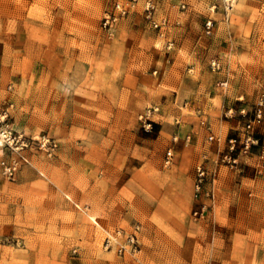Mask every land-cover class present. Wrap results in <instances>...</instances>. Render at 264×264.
Here are the masks:
<instances>
[{"label": "rangeland", "instance_id": "rangeland-1", "mask_svg": "<svg viewBox=\"0 0 264 264\" xmlns=\"http://www.w3.org/2000/svg\"><path fill=\"white\" fill-rule=\"evenodd\" d=\"M114 1L0 0V126L28 140L20 150L0 145V264H264L258 147L236 168L215 160L264 96V0H157L162 29L139 4L109 37L101 19ZM149 105L160 112L146 132L137 115ZM256 133L264 143V120ZM42 137L56 143L50 155ZM204 153L213 199L194 220L191 180ZM17 156L7 179L2 165ZM76 160L88 169H74ZM86 196L94 211L82 207ZM111 208L127 213L121 227L139 222L135 257L102 249Z\"/></svg>", "mask_w": 264, "mask_h": 264}, {"label": "built area", "instance_id": "built-area-1", "mask_svg": "<svg viewBox=\"0 0 264 264\" xmlns=\"http://www.w3.org/2000/svg\"><path fill=\"white\" fill-rule=\"evenodd\" d=\"M141 4V11L145 19L155 29H162L166 25V19H158L157 17V0H116L113 2L111 8L102 16L101 29L109 37H112L116 31L119 22L128 16L131 12L137 10L138 5ZM177 7L184 9L186 7L185 2L180 1ZM225 12L228 13L232 10L230 4L225 5ZM213 23L211 20L205 22V33L209 34L212 31ZM172 47V41H167L166 48ZM210 67L212 70L219 69L220 64L216 59L210 61ZM156 72V71H154ZM231 109L228 110L230 113ZM159 107L156 105L146 106L137 115V120L141 128L146 132H151L154 129L155 120L154 114L159 113ZM200 113V110H198ZM241 116H246L245 108L239 110ZM7 113H4L0 117V122L4 120ZM264 120V96L260 95L252 109L251 116L245 119L241 131L235 135L227 138L226 146L224 150L215 159L216 162L223 163L230 168H236L241 162L243 157L252 154V149L258 147L257 152V165L256 170L259 173H264V143L260 142L261 139L256 133V128L262 124ZM200 123L205 126L208 131V139L213 140L212 129L210 124L203 118ZM174 136L173 140H176ZM186 143L190 140V134L184 137ZM39 141V146L46 148L48 154H51V148L56 146L54 141L50 142L49 138L42 137ZM0 145L3 148H11L14 150H20L23 147L28 146V140L21 138V135H15L12 130L7 126H0ZM172 157V150L169 148L166 152V163H169ZM207 155L204 153L201 155L200 160L195 165V176L193 180V206L191 209V217L194 220L204 219L209 214L211 206V199H213V191L209 186V172L206 168ZM21 159L20 157H12L2 165V174L7 179H13L17 171L20 169ZM139 224H133L129 228L116 227L110 231H106L102 239V249L106 252L114 253L116 256H133L141 249L139 240ZM77 252V249H73V253Z\"/></svg>", "mask_w": 264, "mask_h": 264}, {"label": "crops", "instance_id": "crops-1", "mask_svg": "<svg viewBox=\"0 0 264 264\" xmlns=\"http://www.w3.org/2000/svg\"><path fill=\"white\" fill-rule=\"evenodd\" d=\"M162 132V129H160V131H159V133H161ZM161 136L159 135L158 136V138H160ZM185 145H188V144H185ZM72 167H74V169H76V170H78L79 172L80 171H82V170H84V169H88V167H86L85 166V164H83L80 160H76V161H72ZM23 183H17V185H22ZM94 185H95V183L92 181V180H89L88 181V183H85L84 184V192H86V193H90L92 190H93V188H94ZM213 188H214V185H213ZM46 189H47V191L49 192V190H50V186H49V183L47 184V186H46ZM69 190H70V192H72V195H73V199H75V200H77L76 202H75V204L76 205H79V201H80V199L81 198H83V193H82V191H80V186H77L75 183L72 185V184H70L69 185ZM192 192H193V178H192V180H191V209H192V206H193V198H192ZM84 198H86L85 200H88L89 201V203L90 204H86V203H84L83 205H82V207H84V206H86V208H88V210L87 211H94V207H93V201H90V198L89 197H84ZM119 200V199H118ZM122 199H120L119 201H121ZM112 201H114V200H112ZM116 201V200H115ZM117 205H121V206H123V203H120V202H118L117 201ZM106 209L108 210V207H107V205H106ZM190 209V210H191ZM83 212H85L84 210H82ZM45 213H46V211H44V210H42V213H41V215H45ZM96 214L97 215H100L101 213H98V212H96ZM75 215H76V213H75ZM73 216H74V212H73ZM107 216H108V220H109V222L112 224V228H109V229H107V230H105V231H110V230H112V229H114V228H116V227H121L119 224H120V221L122 220V219H127V213H122V212H119L118 210H115V209H113V208H111V210H109L108 212H107ZM134 224H139V222H135ZM129 226H131V225H129ZM191 234V232L190 231H188L187 232V234ZM73 240V239H72ZM140 251H141V249H140ZM139 251V252H140ZM107 253H110V252H107ZM251 257H247V258H244V260L246 261H251ZM102 262H104V261H102ZM216 263H212V264H222V263H220L218 260L217 261H215ZM123 263H125V264H131V263H129V262H127V261H123ZM101 264H103V263H101ZM138 264H145L144 262H142V263H138ZM240 264H242V263H240Z\"/></svg>", "mask_w": 264, "mask_h": 264}]
</instances>
